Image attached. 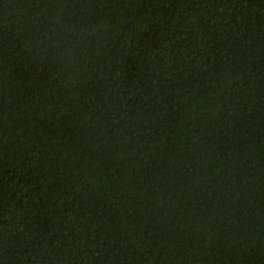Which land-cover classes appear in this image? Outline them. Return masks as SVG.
<instances>
[{
	"label": "trees",
	"instance_id": "16d2710c",
	"mask_svg": "<svg viewBox=\"0 0 264 264\" xmlns=\"http://www.w3.org/2000/svg\"><path fill=\"white\" fill-rule=\"evenodd\" d=\"M0 264H264V0H0Z\"/></svg>",
	"mask_w": 264,
	"mask_h": 264
}]
</instances>
